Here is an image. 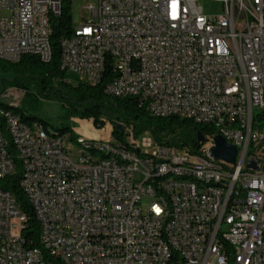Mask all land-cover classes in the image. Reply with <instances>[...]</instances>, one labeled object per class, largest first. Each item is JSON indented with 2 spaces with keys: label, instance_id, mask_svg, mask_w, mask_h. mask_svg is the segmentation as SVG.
<instances>
[{
  "label": "built area",
  "instance_id": "obj_1",
  "mask_svg": "<svg viewBox=\"0 0 264 264\" xmlns=\"http://www.w3.org/2000/svg\"><path fill=\"white\" fill-rule=\"evenodd\" d=\"M62 1L0 0V57L49 62ZM78 1L85 17L61 40L63 71L96 85L108 69L117 98L160 118L222 120L229 134L177 154L121 127L123 142L83 139L98 148L90 155L69 134L50 140L0 111V180L20 168L41 246L26 244V217L0 188V264H264V0H212L215 14L199 0ZM214 136L236 148L233 163L209 155ZM177 172L191 181L175 182Z\"/></svg>",
  "mask_w": 264,
  "mask_h": 264
},
{
  "label": "trees",
  "instance_id": "obj_2",
  "mask_svg": "<svg viewBox=\"0 0 264 264\" xmlns=\"http://www.w3.org/2000/svg\"><path fill=\"white\" fill-rule=\"evenodd\" d=\"M50 28L51 59L49 62L46 63L38 56L32 55H24L17 62L0 59V70L12 76L11 80L3 81V87L5 89L13 88L23 93L20 106L0 102V111L13 112L23 122H38L46 129L45 122L36 116L23 113L26 108L24 104L32 106L39 97L69 98L74 103L73 113L80 118H91L96 127L103 124L101 116L107 109L114 125L112 133L119 140H122L123 135L116 128V125H118V122H122L131 128L134 137L148 133L156 144L179 151L187 149L194 152L200 148L201 145L196 139L198 132L203 135L214 133L210 125L196 124L193 121L177 117H168L167 119L157 117L147 111L146 107L136 98L109 96L105 90L106 84L111 80V73L108 69L96 85H89L63 71L60 67L61 40L70 34L72 28L70 1H62L60 14L50 19ZM0 125L3 127L1 116ZM46 131L48 132L47 129ZM68 131V128H62L57 129L55 132L66 135ZM19 178L20 168L17 167L16 174L0 180V188L15 197L21 212L26 217L25 229L22 232L26 244L30 247L41 248L39 223L33 208L20 188ZM52 262L60 264L57 260Z\"/></svg>",
  "mask_w": 264,
  "mask_h": 264
},
{
  "label": "rangeland",
  "instance_id": "obj_3",
  "mask_svg": "<svg viewBox=\"0 0 264 264\" xmlns=\"http://www.w3.org/2000/svg\"><path fill=\"white\" fill-rule=\"evenodd\" d=\"M199 5L203 7L205 14H215L219 11V4L212 0H199ZM81 7V1L76 0L71 3L72 24L74 26L79 25L82 22V18L85 17L83 10L80 9ZM11 79V74L3 73L0 70V102H7L13 106H20L23 93L13 88L5 89L3 87V81ZM24 106L26 108L23 113L29 116H36L45 122L46 129L52 135L57 134V132H55L57 129L68 128L69 131L67 134L72 136L73 139L83 138L85 140L113 144L127 140V133H122V140L114 137L112 133L114 125L109 113H107V109H105V113L101 116L103 124L100 127H96L91 118H80L73 113L74 103H72L69 98L39 97L32 106H27L25 104ZM118 124L122 128L126 129L127 127V125H124L122 122H118ZM132 137L135 138V141L138 140V137H134L133 135ZM209 144L210 142H207L203 144V147H208ZM71 145L75 147V144L72 143ZM149 149L152 151V148ZM176 153L183 154V152L179 150H176ZM148 203L149 199L143 200V206Z\"/></svg>",
  "mask_w": 264,
  "mask_h": 264
},
{
  "label": "bare ground",
  "instance_id": "obj_4",
  "mask_svg": "<svg viewBox=\"0 0 264 264\" xmlns=\"http://www.w3.org/2000/svg\"><path fill=\"white\" fill-rule=\"evenodd\" d=\"M1 60H5L4 58L0 57ZM10 62H17L19 59L17 58H9ZM106 94L112 97L117 98V94L115 91H111V88H105ZM150 113L154 114L155 116L159 117L155 112L149 111ZM4 114L9 115L13 118H17L20 122L25 123L21 120V118L16 115L13 112H6L3 111ZM162 118H168V117H162ZM172 118V117H171ZM180 119H183L182 117H177ZM193 121L196 124H202L198 120H190ZM35 129H38L42 134H44L47 138L50 140H57V135L60 134H54L50 135L45 127L38 123H25ZM212 128L213 130H216L219 134H229V126H225L223 124L222 120H212ZM225 141L227 142L226 138ZM73 144H75V148L77 150H81L84 153H88L90 155H98V148L94 144H89L87 141L83 140V138H77L73 139ZM100 160L101 161H113L116 160V152L115 151H100ZM119 164H126V157H119ZM159 181H167V174H159ZM191 181V174H187L185 172H177L175 173V182H188ZM199 185L205 186V187H218L219 189H228V182L227 181H220L219 177H212V176H201L199 178Z\"/></svg>",
  "mask_w": 264,
  "mask_h": 264
},
{
  "label": "water",
  "instance_id": "obj_5",
  "mask_svg": "<svg viewBox=\"0 0 264 264\" xmlns=\"http://www.w3.org/2000/svg\"><path fill=\"white\" fill-rule=\"evenodd\" d=\"M116 128L120 130V132H123V129L121 126H119V124L116 125ZM196 139L200 144H204L207 141L205 135L200 132L196 134ZM236 154V148L234 146L228 145L225 139H223L221 136L213 137V146L209 149V155L213 159L233 163L235 161ZM251 165L252 163L249 162V166Z\"/></svg>",
  "mask_w": 264,
  "mask_h": 264
}]
</instances>
